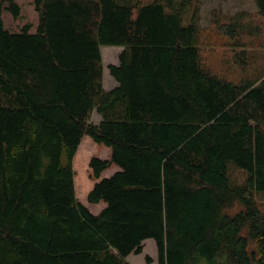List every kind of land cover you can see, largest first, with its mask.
Returning <instances> with one entry per match:
<instances>
[{
  "label": "trees",
  "instance_id": "1",
  "mask_svg": "<svg viewBox=\"0 0 264 264\" xmlns=\"http://www.w3.org/2000/svg\"><path fill=\"white\" fill-rule=\"evenodd\" d=\"M34 6L36 30L13 31L2 9L18 18L20 5L0 0V264H132L150 238L158 264H264V75L235 82L203 65L198 0ZM245 16L214 24L244 46ZM101 46L123 47L109 90ZM85 135L110 148L89 162L99 213L76 195Z\"/></svg>",
  "mask_w": 264,
  "mask_h": 264
},
{
  "label": "rangeland",
  "instance_id": "2",
  "mask_svg": "<svg viewBox=\"0 0 264 264\" xmlns=\"http://www.w3.org/2000/svg\"><path fill=\"white\" fill-rule=\"evenodd\" d=\"M20 5V16L14 18L11 12L3 7L2 18L5 26L13 31H18L26 23H31V31H35L38 24V12L35 10L34 0H15ZM200 12V46L201 60L204 66L213 72L225 76L235 82L242 78L256 79L264 75V23L257 14L258 8L255 0H198ZM6 6V4H5ZM244 11L246 16L243 22L247 24V31L240 32V41L244 46L234 45L227 35L222 33L214 24V19L218 17L220 22H226L225 16L233 15ZM251 27L257 32L254 34ZM252 32V33H249ZM120 46H101L103 57V86L110 87L114 84V78L110 74L109 64L119 54ZM241 50H245L242 55L245 62L241 63L239 55ZM118 60V57H117ZM116 60V61H117ZM100 114L93 111L91 120L99 121ZM97 123V122H95ZM110 157V148L94 142L88 135H85L74 158L75 188L77 197L85 203L93 213H98L100 205L90 203L87 195L96 181L91 174L89 162L91 157ZM119 167L113 165L103 172L102 177H109ZM229 176L236 182H243L246 179V172L230 164ZM259 208L264 211V191L254 194ZM103 203V202H101ZM242 207L235 204L230 213H235ZM150 256L152 263H147L146 257ZM128 260L132 264H158L157 245L154 239H147L144 242L143 252L140 254L131 253Z\"/></svg>",
  "mask_w": 264,
  "mask_h": 264
},
{
  "label": "crops",
  "instance_id": "3",
  "mask_svg": "<svg viewBox=\"0 0 264 264\" xmlns=\"http://www.w3.org/2000/svg\"><path fill=\"white\" fill-rule=\"evenodd\" d=\"M255 6L257 7L256 2H255ZM257 8H258V7H257ZM120 48H121V50H120L119 54L121 53L123 47L120 46L118 49H120ZM119 54H117V56L111 61L113 64H118V63H119ZM117 57H118V60H117ZM116 60H117V61H116ZM116 85H117V81L114 80V84H113V85H111L110 87H107V88L104 86V88L107 89V90H109V89L115 87ZM101 118H102V117H101V115H100V118L98 119L99 121H95V122L99 123L100 120H101ZM118 170H119V169H118ZM118 170H116V171H118ZM116 171H115V172H116ZM115 172H114V173H115ZM114 173H113V174H114ZM102 175H103V174H102ZM110 176H111V175H110ZM92 186H93V185H92ZM96 204H98V203H96ZM99 205H100L101 207H100L98 213H99V212L105 207L106 204H105L104 202H103V203L100 202ZM90 209H91V208H90Z\"/></svg>",
  "mask_w": 264,
  "mask_h": 264
}]
</instances>
